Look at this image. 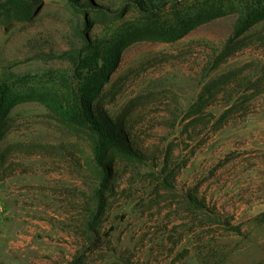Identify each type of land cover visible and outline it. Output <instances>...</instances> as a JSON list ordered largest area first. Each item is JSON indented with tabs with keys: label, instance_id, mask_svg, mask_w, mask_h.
I'll list each match as a JSON object with an SVG mask.
<instances>
[{
	"label": "rangeland",
	"instance_id": "1",
	"mask_svg": "<svg viewBox=\"0 0 264 264\" xmlns=\"http://www.w3.org/2000/svg\"><path fill=\"white\" fill-rule=\"evenodd\" d=\"M80 1L86 35L67 0H0V264H71L96 241L80 264H264V0ZM83 37V56L122 48L92 107L139 153L110 152L104 181L91 136L39 101L74 103Z\"/></svg>",
	"mask_w": 264,
	"mask_h": 264
},
{
	"label": "trees",
	"instance_id": "2",
	"mask_svg": "<svg viewBox=\"0 0 264 264\" xmlns=\"http://www.w3.org/2000/svg\"><path fill=\"white\" fill-rule=\"evenodd\" d=\"M71 7L80 12L83 19V34L86 35V28L89 27L87 13L89 5L80 0H67ZM180 0H128L133 8L141 14L155 13L168 5H175ZM125 10L124 7L115 9V13ZM99 12H104L99 9ZM251 13L240 17L236 24L234 34L239 35L246 26L252 23ZM187 29H182L178 34L173 35L172 40L181 37ZM84 46L76 52L74 59L75 69H85L84 76L79 79L77 86L72 90V100L74 103L62 104L40 98L39 101L51 112L59 114L69 125L77 126L86 131L92 138V160L94 165L100 170L103 181L109 176L108 154L117 152L129 158L138 157L139 153L132 145L128 134L122 128H117L112 121H107L93 109V100L98 96L102 87L109 81L111 74L116 70L121 61L122 48H116L103 58L93 56H83L82 53L88 49V38L83 37ZM10 86L6 82H0V132L4 127V122L8 115V99ZM109 160V161H108ZM100 195V190H97ZM87 247L71 264H80L86 253L99 247V241L93 242Z\"/></svg>",
	"mask_w": 264,
	"mask_h": 264
}]
</instances>
